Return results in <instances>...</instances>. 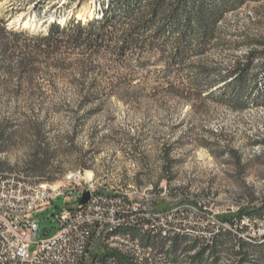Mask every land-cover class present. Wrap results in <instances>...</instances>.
<instances>
[{
	"label": "rangeland",
	"instance_id": "obj_1",
	"mask_svg": "<svg viewBox=\"0 0 264 264\" xmlns=\"http://www.w3.org/2000/svg\"><path fill=\"white\" fill-rule=\"evenodd\" d=\"M104 2L0 0V18L10 30L44 34L56 22L96 19ZM223 29L230 47L211 52L208 63L231 64L264 42V0L228 14ZM150 70H139L136 81L125 93L116 91L117 96L107 92L100 98H79L70 78L46 82L43 98L0 90V171L40 181L27 164L35 140L31 126L43 124L46 136L60 146L76 122L84 124L75 136L76 155L58 153L50 170V178L56 180L51 183L64 182L71 174L88 181L92 172L100 192L124 196L147 211L190 207L199 214L201 231L210 221L228 223L220 225L210 241L195 229L193 238L182 240L180 246L187 254L199 253L213 246L218 236L223 245L218 246L217 264H232L235 241L264 242V218L240 214L264 203V104L250 103L240 111L216 98L205 103L162 98L155 93L159 68ZM260 87L264 89V74ZM135 92L139 94L133 97ZM166 150L172 159L169 165ZM82 166L91 169L81 172ZM62 207L64 198L52 210L36 215L40 227L36 241L45 238L44 232L49 237L58 233L56 215ZM222 231L226 232L221 237ZM210 257L208 250L203 260L209 262L215 254Z\"/></svg>",
	"mask_w": 264,
	"mask_h": 264
},
{
	"label": "trees",
	"instance_id": "obj_2",
	"mask_svg": "<svg viewBox=\"0 0 264 264\" xmlns=\"http://www.w3.org/2000/svg\"><path fill=\"white\" fill-rule=\"evenodd\" d=\"M253 1L260 0H105L96 19L83 22L73 18L64 25L56 22L44 34L10 30L0 18V90L43 98L46 82L70 78L79 98H100L107 92L117 96L116 91L125 93L136 81L139 70L150 72L155 67L159 68L156 80L160 84L155 93L162 98L186 103L216 98L240 111L250 103L264 104L260 87L264 42H257L258 48H250L231 64L206 60L214 50L230 47L223 29L226 16ZM135 93L133 97L139 94ZM83 128L84 124L76 122L71 135L57 146L46 136L43 124H33L29 170L41 182L55 181L50 170L58 153L76 155L75 136ZM166 151L164 159L169 165L172 159ZM86 169L91 168L82 166L80 170ZM240 214L264 218V203ZM217 237L195 261L203 260L209 250L211 257L215 254L212 264L218 263V246L222 248L223 243ZM232 255L236 257L232 264H260L264 242L240 238Z\"/></svg>",
	"mask_w": 264,
	"mask_h": 264
},
{
	"label": "built area",
	"instance_id": "obj_3",
	"mask_svg": "<svg viewBox=\"0 0 264 264\" xmlns=\"http://www.w3.org/2000/svg\"><path fill=\"white\" fill-rule=\"evenodd\" d=\"M85 192H90L91 198L82 206ZM60 197H69V204L78 206V213H71L69 204H64L56 215L58 233L49 237L44 232L45 238L36 241L40 233L36 215L52 210ZM198 216L187 206L147 211L124 196L103 193L98 188L78 189V179H70L68 187H39L36 180L24 183V176L0 171V255L9 256L10 264H161L164 261L153 248H140L128 238L114 240L124 242V254H117L113 245L104 244L103 228L134 220H146V226H154L153 217H161L165 225L195 227L210 241L220 232V225L230 226L210 221L201 231ZM88 241H95V248H88ZM103 248H110L112 257L102 258Z\"/></svg>",
	"mask_w": 264,
	"mask_h": 264
},
{
	"label": "bare ground",
	"instance_id": "obj_4",
	"mask_svg": "<svg viewBox=\"0 0 264 264\" xmlns=\"http://www.w3.org/2000/svg\"><path fill=\"white\" fill-rule=\"evenodd\" d=\"M87 175L88 181H85V178L80 175L71 174L64 182L36 181V184H39V187H68L70 179H78V189L96 188L93 173L88 172ZM31 182V178L24 177V183ZM62 198H64V204H69V197H60V200ZM71 213H78V206H72ZM153 224L154 226H146V220L117 221L114 224H109L103 228L104 244L113 245V250L117 254H124V242L114 240L128 238V242L139 244L140 248H153V251L162 257L164 262L161 264H212L211 257L209 262L195 261L197 251L187 254L181 249V241L194 236L195 227H183L176 223L165 225V221L161 217H153ZM88 248H95V241H88ZM110 257H112V250L103 248L102 258ZM0 264H10L9 256L0 255Z\"/></svg>",
	"mask_w": 264,
	"mask_h": 264
},
{
	"label": "water",
	"instance_id": "obj_5",
	"mask_svg": "<svg viewBox=\"0 0 264 264\" xmlns=\"http://www.w3.org/2000/svg\"><path fill=\"white\" fill-rule=\"evenodd\" d=\"M90 198H91V193L90 192H85L80 204L82 206L86 205L89 202Z\"/></svg>",
	"mask_w": 264,
	"mask_h": 264
}]
</instances>
